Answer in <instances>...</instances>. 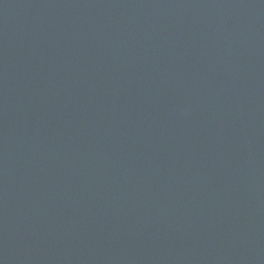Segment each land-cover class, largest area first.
Segmentation results:
<instances>
[{"label":"water","instance_id":"obj_1","mask_svg":"<svg viewBox=\"0 0 264 264\" xmlns=\"http://www.w3.org/2000/svg\"><path fill=\"white\" fill-rule=\"evenodd\" d=\"M0 264H264V0H0Z\"/></svg>","mask_w":264,"mask_h":264}]
</instances>
